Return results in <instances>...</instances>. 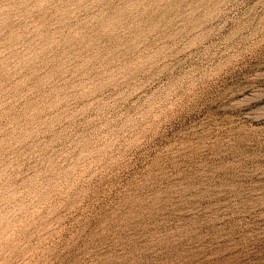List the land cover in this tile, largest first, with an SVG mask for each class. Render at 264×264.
Segmentation results:
<instances>
[{"label":"rangeland","instance_id":"374dc122","mask_svg":"<svg viewBox=\"0 0 264 264\" xmlns=\"http://www.w3.org/2000/svg\"><path fill=\"white\" fill-rule=\"evenodd\" d=\"M0 264H264V0H0Z\"/></svg>","mask_w":264,"mask_h":264}]
</instances>
